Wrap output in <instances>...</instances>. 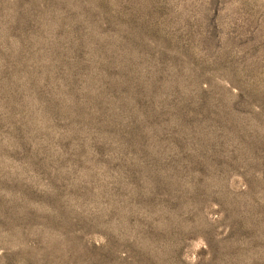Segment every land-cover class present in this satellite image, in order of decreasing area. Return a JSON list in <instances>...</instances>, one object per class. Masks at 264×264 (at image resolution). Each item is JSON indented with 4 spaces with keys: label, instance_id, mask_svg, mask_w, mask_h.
<instances>
[{
    "label": "rangeland",
    "instance_id": "obj_1",
    "mask_svg": "<svg viewBox=\"0 0 264 264\" xmlns=\"http://www.w3.org/2000/svg\"><path fill=\"white\" fill-rule=\"evenodd\" d=\"M0 264H264V0H0Z\"/></svg>",
    "mask_w": 264,
    "mask_h": 264
}]
</instances>
